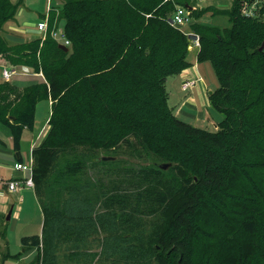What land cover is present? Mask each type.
Segmentation results:
<instances>
[{
    "label": "trees",
    "instance_id": "1",
    "mask_svg": "<svg viewBox=\"0 0 264 264\" xmlns=\"http://www.w3.org/2000/svg\"><path fill=\"white\" fill-rule=\"evenodd\" d=\"M254 1L192 11L195 21L209 13L229 23L225 29L190 26L199 41L197 62H209L219 82L209 102L223 118L208 132L175 117L168 104L167 79L190 67L188 37L170 15L190 7L189 0H56L45 39L14 46L3 27L18 6L0 0V60L43 78L22 89L0 83V124L10 130L15 150L23 130L34 125L37 104L51 102L49 131L31 152L41 233L21 238L25 250H35L36 264H57L67 231L84 239L99 229L115 237L118 264H264V5L260 17L243 15ZM59 24L67 52L50 36ZM120 145L170 164V173L158 165L130 170L125 182L132 188L120 182L106 191V214L94 218L83 189L62 203H43L62 157L68 160L58 175L74 181L86 171L84 158ZM79 148L88 152L78 155ZM109 210L122 222L104 224ZM146 218L155 221L144 235ZM8 258L9 252L0 264Z\"/></svg>",
    "mask_w": 264,
    "mask_h": 264
},
{
    "label": "rangeland",
    "instance_id": "2",
    "mask_svg": "<svg viewBox=\"0 0 264 264\" xmlns=\"http://www.w3.org/2000/svg\"><path fill=\"white\" fill-rule=\"evenodd\" d=\"M13 4L17 5V13L13 20L7 22L3 30H5L10 35H14L15 37L20 36L21 38L31 41L34 38L29 30H35L37 27L38 21L43 19L45 15L46 9L51 8L49 11L50 16L55 9L56 0H10ZM189 6L193 10H202L209 6H222L228 7L232 0H222L218 2L217 0H189ZM225 2V3H224ZM42 15V16H41ZM193 18V22L190 25H186L181 27L180 30L183 33L190 34L192 23L197 22L198 24L207 26V27H215L219 29H225L229 27L228 20L225 16H213L209 13H205L201 15L196 21ZM60 28L62 24H59ZM190 32V33H189ZM4 36V35H3ZM6 40V38H5ZM25 41V42H28ZM42 41V40H40ZM7 42V40H6ZM9 43V41H8ZM191 44L188 46V55L187 61L192 64V67H195L197 70V75L202 79V83L205 86V90L200 99L202 104V109L204 113V118L206 117V123L203 125L196 126L199 129L206 130L208 132H214L217 130V124L214 128L212 119L222 120L223 116L213 110L209 102V92L213 93L219 88V82L215 75V72L209 62H200L198 63L196 60L195 49H189ZM0 64L3 65L4 68H15L16 70L20 68V66H15L9 63L8 61L1 60ZM193 69V68H192ZM169 79V78H168ZM167 79V81H168ZM41 78L33 77L32 75L28 76L25 74H20L19 72L14 73L9 82L18 83L25 86H31L32 84H39L41 82ZM199 83V82H198ZM197 83V84H198ZM196 84V85H197ZM195 85V87H196ZM175 89L179 95L186 96L191 92H180L179 81L175 82ZM166 90L167 93L169 91L166 82ZM169 104V103H168ZM170 106V105H169ZM197 107V106H196ZM48 105L47 102L41 101L37 104L36 113H35V122L38 128H41L45 124L46 118L49 117ZM212 118V119H211ZM182 119V118H181ZM183 121V120H182ZM185 122V121H184ZM191 125V124H190ZM195 127V126H194ZM82 152H88V150L84 148H79L77 151L78 155H81ZM92 157H86L83 160L85 161L86 171L84 175L81 176L80 179L77 180H64L59 177V171L57 169H61L64 166V163L68 160L67 158L62 157L59 160L56 171L52 174L49 179V188L47 190L46 196L42 199L43 203L47 205L56 204L58 202L62 203L64 200H67L71 196V192L73 190H82V195L91 202L92 210L90 212L91 217L94 218L95 215L106 214V210L103 207V201L105 199L104 193L108 190L113 191L115 187H118V184L122 182V189H131L132 187L128 185L127 180L130 175V170H136L141 167L146 166H155L158 165L150 154H142V156L138 157L131 150H127L125 147L120 145L118 148H114L111 151H103L97 150L92 153ZM102 157L111 158L110 163L105 165L104 167L93 168L92 163L98 162L99 158ZM95 158L97 160H95ZM172 166V165H171ZM170 167L165 170L166 173H170ZM126 180V182H125ZM125 191V190H123ZM110 195V194H108ZM38 204L41 203L39 199ZM24 213L31 214L33 216V212L31 213L30 207L24 203L23 205ZM110 214L102 216L103 223L111 226L116 225L120 221L122 217L121 214L114 212L112 210L108 211ZM23 213V218L26 217V214ZM155 218L144 219V227L142 230L144 235H147L150 232V223L154 222ZM41 219L38 216L37 218L32 220L30 225L19 226L16 231L11 232L9 227L5 229V240L3 237V233L0 229V263L2 261L3 255L8 253V249L5 247V241L8 244L10 254H15L17 250L22 252V248H20V240L19 236L21 232L27 230L29 236L39 235L41 232L40 227ZM91 231V230H90ZM24 234V233H23ZM65 239L58 243L56 250V261L57 264H118L121 260L118 252H116L117 242L115 237L111 232L96 230L93 231L88 237L84 238L77 233L67 231L65 234ZM126 232L122 233L123 237H126ZM26 236V235H24ZM63 236V235H62ZM119 243H122L121 241ZM198 244L199 240L196 241L193 247V255L197 256L198 252ZM32 250V251H31ZM25 251V249H24ZM30 254L29 258L26 257L25 261L20 264H36L35 263V250L27 249L25 254ZM21 254V253H20ZM12 255V256H14ZM23 256L22 254L18 256L19 258ZM17 259L8 258L3 262V264H18Z\"/></svg>",
    "mask_w": 264,
    "mask_h": 264
},
{
    "label": "crops",
    "instance_id": "3",
    "mask_svg": "<svg viewBox=\"0 0 264 264\" xmlns=\"http://www.w3.org/2000/svg\"><path fill=\"white\" fill-rule=\"evenodd\" d=\"M217 1L221 2L222 0H217ZM213 7L218 8V9L228 8V7H223V5L218 6V7L216 6H213ZM28 32L34 35V38H32L31 41L39 38V33L37 32L36 29L29 30ZM3 35H4V38H6L7 43L9 41L8 43L9 46L22 44L25 41H28V40L21 38L20 36L15 37L14 35H10L5 30L3 32ZM3 68H4L3 65L0 64V83H5V81L1 77V72ZM183 75H190V76L197 75V70L195 67H192V64H190L189 68H187L186 70H184L177 76L170 77L168 81H166L167 87L169 89L168 103L170 105L171 110L173 111L174 116L177 117L178 119L183 120L186 123L191 124L192 126H195V127L199 125H203L204 123H206L205 121L206 117L204 118V113L202 109L203 106L200 102V99L206 88L204 84L202 83V79L200 78L201 81L196 85V87H194V89L182 91L181 80L183 78ZM32 76L41 78L42 81L40 83L43 82V78L40 74H36ZM176 81H179V86H180L179 91L180 92H183V93L191 92V93L186 96L179 95L175 89ZM9 83H11L12 85L16 86L19 89L27 87L25 85L18 84V83H12V82H9ZM210 94L211 93L209 92V95ZM45 102H47L48 112H49L48 115H50L51 102L49 100ZM48 119L49 117L46 118L45 124L41 128H38V126L34 124L31 129L23 130L18 150H15L13 147V139H12L10 130L4 125L0 124V181H2L0 182V229L2 233L4 234L3 235L4 240H5V229L9 227V230L13 232V231H16L19 226H23V228H25V226L30 225L32 220L37 218V213H38L39 218L41 219L40 227L42 228V213H41L38 200H37V197L35 196L33 188L23 186L18 191L9 192L6 186L3 185V183L6 181H10V180H23L29 177L28 173L16 171L14 169V165L19 162L23 164H30V163L33 164L31 152L33 148L40 146L43 140L45 139L49 131V126L47 124ZM211 121L213 122V125L215 128L216 124L219 123L221 120L212 119ZM24 203L26 204V206L28 205L30 207L31 213L32 212L34 213L33 216H31V214L24 213V211H26L23 208ZM9 212H10V216H9V219L7 220V215ZM23 213L26 214L25 218H23ZM26 231L27 230L23 229V231L21 232L19 236L20 248H22L23 250L22 252L17 250L15 254L18 253L19 256L22 254L23 256H21L20 258L18 257V260H17L18 264L25 261L26 257L29 258L31 254L29 253V254L24 255L26 250L24 251V248L21 245V238L30 237L28 232L26 233ZM5 247L8 249V252L10 254L11 252L9 251L8 244L6 241H5ZM12 255L11 257H13Z\"/></svg>",
    "mask_w": 264,
    "mask_h": 264
},
{
    "label": "built area",
    "instance_id": "4",
    "mask_svg": "<svg viewBox=\"0 0 264 264\" xmlns=\"http://www.w3.org/2000/svg\"><path fill=\"white\" fill-rule=\"evenodd\" d=\"M196 1H203V0H196ZM262 5H264V0H255L251 6H249L247 9H245L243 11V15L245 17H252V18L262 16L259 12ZM50 9L51 8H49V7L46 9L43 19H41L37 23L36 30L39 33L40 40H42V41L45 39L46 34H47L48 20H49L48 15H49ZM192 11H193V9L190 7H183V6L176 7L175 10L170 15V23L178 29H181V27H184L186 25H190L191 22H193ZM263 17H264V15H263ZM50 36L53 40H55L57 43H59V45H63L64 47H66L68 49L70 43L65 38L63 28H60L58 25H54V28L50 32ZM186 36L188 37L189 43L191 44L189 49L198 50V48H199L198 36H196L192 32L190 34H186ZM189 36H195V39L194 40L189 39ZM17 72H19L20 74H25V75H36L32 72L31 68H29L27 66H20V68L17 70L15 68H3L2 72H1V77L5 82H9L10 79L12 78V75L14 73H17ZM200 81L201 80L197 75H193V76L183 75V78L181 80V89H182V91L194 89L195 85ZM32 166H33L32 163L23 164L21 162L16 163L14 165V169L16 171L28 173L29 177L27 179H23V180H10V181L4 182L3 185L6 186V188L9 192L18 191L23 186H27L30 188L34 187L33 181L31 179ZM0 182H2V181H0Z\"/></svg>",
    "mask_w": 264,
    "mask_h": 264
},
{
    "label": "water",
    "instance_id": "5",
    "mask_svg": "<svg viewBox=\"0 0 264 264\" xmlns=\"http://www.w3.org/2000/svg\"><path fill=\"white\" fill-rule=\"evenodd\" d=\"M189 39H195V36H189ZM59 47V49H61L62 51H64V52H67L68 51V49L66 48V47H64L63 45H59L58 46ZM264 50V41L262 42V44H261V46H260V48H259V51L260 52H262ZM99 160H101V161H109V160H111V158H107V157H102L101 159H99ZM170 167V164H160V165H158V168L160 169V170H163V171H165V170H167L168 168ZM9 216H10V212L8 213V215H7V220L9 219Z\"/></svg>",
    "mask_w": 264,
    "mask_h": 264
}]
</instances>
